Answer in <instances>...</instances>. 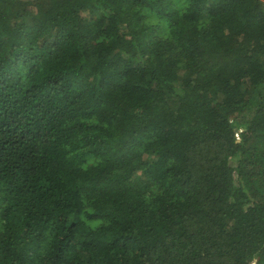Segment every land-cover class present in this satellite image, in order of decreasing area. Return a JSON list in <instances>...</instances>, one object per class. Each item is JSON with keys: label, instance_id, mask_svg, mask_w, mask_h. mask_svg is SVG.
Masks as SVG:
<instances>
[{"label": "trees", "instance_id": "obj_1", "mask_svg": "<svg viewBox=\"0 0 264 264\" xmlns=\"http://www.w3.org/2000/svg\"><path fill=\"white\" fill-rule=\"evenodd\" d=\"M253 263L264 0H0V264Z\"/></svg>", "mask_w": 264, "mask_h": 264}, {"label": "built area", "instance_id": "obj_2", "mask_svg": "<svg viewBox=\"0 0 264 264\" xmlns=\"http://www.w3.org/2000/svg\"><path fill=\"white\" fill-rule=\"evenodd\" d=\"M239 139V138H238Z\"/></svg>", "mask_w": 264, "mask_h": 264}, {"label": "rangeland", "instance_id": "obj_3", "mask_svg": "<svg viewBox=\"0 0 264 264\" xmlns=\"http://www.w3.org/2000/svg\"><path fill=\"white\" fill-rule=\"evenodd\" d=\"M254 264V263H253Z\"/></svg>", "mask_w": 264, "mask_h": 264}]
</instances>
